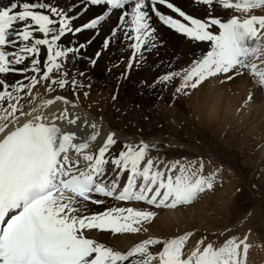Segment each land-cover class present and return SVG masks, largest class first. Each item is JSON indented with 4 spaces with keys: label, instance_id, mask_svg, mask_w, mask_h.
Segmentation results:
<instances>
[{
    "label": "snow or ice",
    "instance_id": "snow-or-ice-1",
    "mask_svg": "<svg viewBox=\"0 0 264 264\" xmlns=\"http://www.w3.org/2000/svg\"><path fill=\"white\" fill-rule=\"evenodd\" d=\"M82 2L104 11L80 26L73 21L87 9L69 15L75 4L63 9L48 0H8L0 6V264H246L250 248L246 236L227 239L219 247L205 243V236L186 257L191 231L174 238L150 237L126 251L90 236L93 231L113 236L147 232L156 210L188 208L214 191L217 173L204 175L203 163L153 157L155 144L121 143L113 131L90 151L102 135L100 125L69 113L67 107L50 116L40 111L56 102L76 108L75 102L56 95L25 112L22 101L36 99L37 85L48 93L71 88L77 95L85 87L77 77L86 73L75 68V62L88 60L95 67L102 51L117 41H130L132 55L118 77L127 79L134 65L145 62L144 52L158 46L153 16L192 41L208 43L211 50L182 73L168 72L152 84L141 81L142 85L152 88L179 76L182 82L176 93L189 95L210 79L223 76L220 83H225L247 74L253 86L264 91V15L255 14L264 9V0H193L207 9L203 19L186 14L170 0ZM158 6L179 18L163 14ZM115 13L118 22L104 38L102 51L84 56L82 50ZM85 30H94L92 39L73 40L70 46L62 43L68 34L75 37ZM252 97L249 92L245 103ZM23 117L30 119L21 124ZM107 199L148 207L113 206L102 212L88 208Z\"/></svg>",
    "mask_w": 264,
    "mask_h": 264
},
{
    "label": "rangeland",
    "instance_id": "rangeland-1",
    "mask_svg": "<svg viewBox=\"0 0 264 264\" xmlns=\"http://www.w3.org/2000/svg\"><path fill=\"white\" fill-rule=\"evenodd\" d=\"M76 12L79 11L76 10L72 13ZM85 12L83 11L82 14H85ZM186 14L193 16L190 12H186ZM86 33L87 35L84 37ZM90 34L93 35L92 32L88 31L79 34L80 37L74 39H77L80 43L86 42ZM158 37V49L154 58L156 61L161 59V64L165 63L170 66L175 57V50L177 51L179 48V43L163 34L158 35ZM68 45H70V42L65 44V46ZM87 51L84 56L93 57L95 49H88ZM188 59L189 62H184L187 65L183 64L176 69H170L169 72L182 73L183 69L191 66L192 61L189 56ZM117 63L120 66L123 61L119 60L115 64ZM74 67L86 73L85 77H77L85 87L80 88L75 96L71 88L63 92L57 90L55 93L74 100L79 97V104L84 105L90 112L94 113L100 122H107L110 130L123 137L127 143H137L143 140L155 144L156 147L151 152L153 157L166 161H192L194 164L199 162L204 165V175L217 173L215 190L203 194L206 196L210 193L207 199L211 198L208 199L209 206L205 211L206 215L216 219L208 225L202 219L195 227L180 228V233L174 235V237H177L189 231L194 233L185 245V257L194 250L197 242L205 236L208 237L205 243L212 242L216 247L222 246L227 239L233 237L243 239L246 236V242L250 246L245 258L246 264H257L258 262L264 264V152L259 156L260 150L262 147L264 148V141L253 149L249 147L252 143L241 142L242 139L230 137L226 140L223 135L224 131L219 132L213 126V124L219 122L215 123L214 119L208 120L211 118L209 109H201L199 104L202 102V96L209 90L207 88L215 89L216 85V89H222L221 93L225 92L231 98L234 97L233 90L229 85L230 81L223 84L220 81L224 78L216 77L205 82L195 91L189 90V95H184L176 93V88L182 82L179 76L167 84H157L155 87L150 88L142 85L141 81L152 84L163 74L143 77L136 72L133 78L118 80L121 74L117 72L115 75L112 74L103 78L98 75V81L95 80L93 83L88 76L93 71L88 60H77ZM9 77L17 79L14 76ZM120 83H123V89L118 96ZM85 92L88 93L87 96L84 95ZM55 96H53V99ZM96 96L99 100L97 102L95 101ZM113 96H116L117 99L113 100ZM243 98L238 108V112L242 115H244L242 112L248 110L244 108H248L250 105V101L245 103L247 99ZM25 99H30V97ZM201 104L205 105V103ZM200 120H206L207 123ZM252 157L255 158L252 159ZM232 183H234V186L227 190L226 186ZM203 195L193 206H200L201 208L203 205H208V203H205L206 199L202 200L205 197ZM214 198H217V200ZM191 207H188L190 208L188 211L191 213L195 210H198V214L202 213V211H199L200 208L194 210ZM180 209L182 208L171 210L175 214L172 219H179ZM213 210H223L225 213L220 211V214H217ZM176 225H179V223H176ZM219 232H224V235H214V233ZM249 253H251L250 257Z\"/></svg>",
    "mask_w": 264,
    "mask_h": 264
},
{
    "label": "bare ground",
    "instance_id": "bare-ground-1",
    "mask_svg": "<svg viewBox=\"0 0 264 264\" xmlns=\"http://www.w3.org/2000/svg\"><path fill=\"white\" fill-rule=\"evenodd\" d=\"M48 2L63 9L66 8L68 9L71 5L75 4L77 5L75 11L78 10L79 12L86 7L87 10L85 14L80 15L79 18L73 21L74 26H80L79 24H85L87 22H90L91 19L102 14L104 11L103 7L94 8L91 6H86L85 4L79 2L78 0H48ZM170 2H173L177 7L183 10L185 13L190 12L191 14H193L195 18L203 19L207 14V9L193 3V0H170ZM7 3L8 0H0V6L6 5ZM158 7L163 14H168V15H172L174 18H179L176 16V14L171 13L170 10L162 6H158ZM263 11L264 9L255 10V14L256 12H262L261 14H264ZM71 14L75 15V13L70 12L69 15ZM233 14L235 13H224V17H228ZM118 15L119 13H115L110 20L102 24L100 34L97 35L95 39H93L94 41L92 44L87 46L86 51L82 50L83 55L88 52L87 51L88 49L90 50L95 49V52L93 53V57H95V53L97 51H102V47H101L102 39L104 38L105 35L108 36L110 33V29L117 24ZM151 24L158 30L159 36L163 34L164 36L176 42L178 41L179 48L177 49V51L175 50V55H174L175 57L170 63V66H168V64L165 63L161 64L160 63L161 59L159 61L155 60L154 55L157 53L156 51L158 49V46L152 51H145L144 52L145 62L139 66L134 65V67L130 71L128 78L129 77L133 78L136 75V72L141 74L143 77L156 76L157 74L164 75L165 73H168L170 69H176L183 64L187 65L186 63L189 62L188 56L190 57V60L193 61L194 59L200 58L202 54H205L207 51H209L208 49L210 48V45L208 43L192 41L184 37L183 35L175 32L174 30L169 29L168 27L162 25L155 16H153L151 20ZM88 31L92 32L94 35V30H85L79 34H83ZM79 34H77V36L75 37H73L71 34H68L66 37L63 38L62 43L65 45L66 43H69L73 40L77 41V39L74 38H79L80 37ZM86 35L87 33L84 35V37ZM93 35L90 34V36L86 41L92 39ZM82 43H85V41H83ZM128 43H130V41H126L123 43L117 41L113 43L108 50L102 51V55L97 61V64L95 65V67H92L93 70L92 74L88 75L91 79V82L94 83L95 80L98 81V75L101 78H103L112 74L115 75L117 72H120V74L125 72L127 62L130 56L132 55V49H130L127 46ZM43 50L44 49H42V53H41L42 60L46 58V50H44V52ZM119 60L123 61L122 65H120L119 67H113V65ZM69 66L73 67L71 64ZM109 69L111 70L109 71ZM152 69L153 71L154 70L156 71L153 72ZM220 78H224V77L220 76ZM8 79L15 80L13 77H8ZM229 85L231 86V89L233 90L234 93V97L232 98L230 95H226L228 93L226 94L225 92L221 93L220 91L222 89L220 88L216 89L217 85L215 89L207 88L208 86L205 87L209 90H207L205 94L202 96L201 103H205V105L203 106L201 103H199L200 108L209 109V112L211 113L210 115L211 118H209L208 120L214 119L215 123H217V121L219 122L218 124H213V126H215L219 130V132L224 131L223 135L225 136L226 140H228L230 137H233L234 139H242L241 142L252 143L249 147L254 149L255 146L261 145L262 142L264 141V91H261L259 88L254 87L251 78L247 74L238 77L237 80L230 81ZM122 89H123V83H120L118 87V96H119V92L122 91ZM249 92H252L253 97L252 100L250 101V105L248 104L249 105L248 108H244V109H248L247 112L245 110V112H242L244 113V115H242L238 112L239 104H241L240 101L243 97L245 98V100L248 99ZM33 93L36 96V99L34 101L32 100V97H30V99H25V101H22L23 110L25 112L30 111L31 108L33 107L39 106L43 101L47 99H53L54 95H60L55 92L48 93L45 90V88L41 85H37V88L33 90ZM69 99L75 102L78 105V107L72 108L70 106L64 105L62 102H56L51 106H49L47 109L42 108L40 111L44 115L50 116L53 113H59L65 107H67L69 113L79 114L82 118L86 116L87 120L90 123L95 122L98 125H100L102 128V135L98 138V140L92 145V148L90 149V151H95L103 143L105 135L109 131H111L110 126L107 122H100L95 117L94 113L90 112L84 105L79 104L80 103L79 97L76 100L71 98ZM95 101L96 102L99 101L97 100V96ZM212 110L213 112H211ZM26 119H30V117L21 118L19 123L22 124ZM200 121L205 122L206 120H200ZM61 127H64V125H61ZM69 130L75 131L76 129L69 128ZM81 135H84V133L81 132ZM116 135L121 143H127L126 140L123 139V137H121L119 134ZM0 138H2V136H0ZM262 152H264L263 147L259 152V156L261 155ZM255 157H252V159H254ZM233 186L234 183L227 185L226 186L227 188L226 187L225 188L228 190ZM209 195L210 193L206 194V196L203 195L205 197H203L202 200L206 199L205 203H208V199H211V198L207 199ZM214 199L217 200V198ZM109 203L110 201L109 199H107V202L105 204L102 205L89 204L88 208L92 212H102L105 209L109 208L108 207ZM208 206L209 203L206 206L204 205L203 207L201 206V208L200 206H192L194 210L200 208L199 211H202V213L200 214H198V210L197 211L195 210L196 212L194 211L191 213L190 211H188L190 208H182L178 213L180 214L179 219L177 218L176 220L172 219V217L175 215L173 211L159 209L157 211L158 213L157 217H155L154 221L150 225H147L149 230L147 232H141L139 234H117L113 236L112 234L109 233H96L95 231H93L89 235L95 237L96 239L102 242H107L110 246H112L116 250L126 251L130 247H132V245H134L135 243H138L139 241L141 242L143 239L149 238V236L155 238H162V239L174 238V235L180 233L181 230L180 228H184V227L193 228L197 225L198 222L200 223L202 219L205 221V224L207 225L211 224L216 218L206 215L205 211L208 208ZM115 207H122V206L116 205ZM128 207L140 209L144 207V205L142 206L139 203L136 204L130 203ZM146 207L148 206L145 205V208ZM213 211H216L217 214H220V211L223 210L220 211L213 210ZM223 212L225 213V211ZM176 223H179V225H176ZM250 254L251 253H249V257ZM259 263L260 262H258L257 264Z\"/></svg>",
    "mask_w": 264,
    "mask_h": 264
}]
</instances>
